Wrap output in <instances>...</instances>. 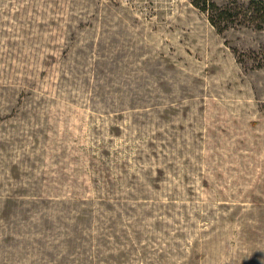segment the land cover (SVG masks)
Instances as JSON below:
<instances>
[{"label": "rangeland", "instance_id": "rangeland-1", "mask_svg": "<svg viewBox=\"0 0 264 264\" xmlns=\"http://www.w3.org/2000/svg\"><path fill=\"white\" fill-rule=\"evenodd\" d=\"M211 1L0 0V264H264V0Z\"/></svg>", "mask_w": 264, "mask_h": 264}, {"label": "trees", "instance_id": "trees-1", "mask_svg": "<svg viewBox=\"0 0 264 264\" xmlns=\"http://www.w3.org/2000/svg\"><path fill=\"white\" fill-rule=\"evenodd\" d=\"M204 3H205V6H201L202 9H206L208 10L209 12H211V21L216 25L217 24V21L214 19V9H217V14H218V17L219 19L224 20V14L228 11H230L231 9L230 8H227V7H219L216 5V3H214L213 1L211 0H202ZM197 5H199L198 3V0H197ZM211 5V6H210Z\"/></svg>", "mask_w": 264, "mask_h": 264}]
</instances>
